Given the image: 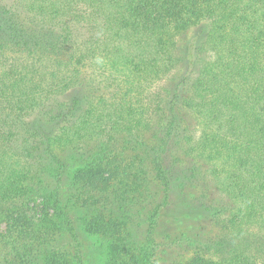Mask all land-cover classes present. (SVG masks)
<instances>
[{"label":"trees","instance_id":"trees-1","mask_svg":"<svg viewBox=\"0 0 264 264\" xmlns=\"http://www.w3.org/2000/svg\"><path fill=\"white\" fill-rule=\"evenodd\" d=\"M150 128L162 182L177 151L189 181L205 167L235 204L236 232L264 230V0H0V206L60 165L55 143L108 150Z\"/></svg>","mask_w":264,"mask_h":264},{"label":"rangeland","instance_id":"rangeland-1","mask_svg":"<svg viewBox=\"0 0 264 264\" xmlns=\"http://www.w3.org/2000/svg\"><path fill=\"white\" fill-rule=\"evenodd\" d=\"M159 139L150 128L115 134L108 150L98 141L55 143L60 165L46 164L28 201L0 206V264H49L52 255L57 264H197L239 253L264 260V230L232 228L237 208L207 168L189 181L173 151L162 156L166 183L157 177Z\"/></svg>","mask_w":264,"mask_h":264}]
</instances>
